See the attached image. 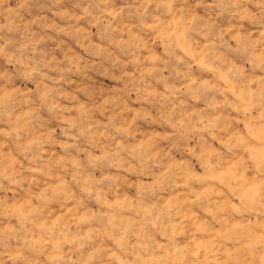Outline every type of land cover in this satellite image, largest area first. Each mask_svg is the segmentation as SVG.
Instances as JSON below:
<instances>
[{"label":"clouds","instance_id":"clouds-1","mask_svg":"<svg viewBox=\"0 0 264 264\" xmlns=\"http://www.w3.org/2000/svg\"><path fill=\"white\" fill-rule=\"evenodd\" d=\"M0 264H264V0H0Z\"/></svg>","mask_w":264,"mask_h":264}]
</instances>
